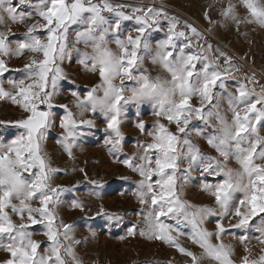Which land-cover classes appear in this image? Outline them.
<instances>
[{
  "label": "snow or ice",
  "instance_id": "snow-or-ice-1",
  "mask_svg": "<svg viewBox=\"0 0 264 264\" xmlns=\"http://www.w3.org/2000/svg\"><path fill=\"white\" fill-rule=\"evenodd\" d=\"M25 4L32 6L33 11L20 10ZM239 7L244 8V15L238 12ZM128 8L130 13L125 11ZM105 13L114 18L109 19ZM221 15L235 24L237 32L243 24L264 27V0H228ZM32 16L39 19L26 25L24 38L16 41L15 47L11 39L15 33L10 28L0 30V100L10 101L25 114L18 121H0L5 127L23 130L9 142L0 141V251L7 254L0 264H84L75 251L81 242L71 235L75 226L59 220L57 215L65 195L79 192L82 185L55 184L54 178L63 171L52 167L42 147L49 128L55 126L53 108L57 105L53 100L60 82L72 83L60 65L81 43L90 47L91 52L81 53L78 62L86 70L98 72L100 83L83 97L75 90L71 95L81 114H103L107 133L104 143L110 153L122 150L120 125L128 104L150 102L157 117L152 130L147 132L151 142L138 143L136 153L118 161L140 176L134 193L141 205L138 214L146 225L140 235L175 248L189 258L187 264H202L205 258L214 264H235L234 248L223 240L229 229L222 221L231 217L234 222L229 228L243 232L236 237L244 245L240 264H264L262 78L252 71L251 75H244V82L234 92H228V81L241 71L235 58L219 47L214 49L193 24L184 21L180 30L181 21L164 8L113 4L111 0H38L34 5L32 0H0V25L23 23ZM133 20L136 35L122 38V23ZM165 21L166 37L153 50L149 37L153 31L161 30ZM73 25L82 27L70 44L69 30ZM40 33L45 35L44 39ZM112 42L115 50L108 46ZM24 52L32 55L22 69L15 70L23 76L19 80L8 79L6 89L4 77L11 69L5 57ZM145 55H150L151 62L159 65L170 79L152 78L144 72L136 75ZM125 80L134 81L136 86L128 88ZM224 100L230 119L221 108ZM58 106L65 115L60 121L63 131L57 144L73 158L72 147L85 134L84 129L94 124L91 120L77 121L68 105ZM136 127L141 133L147 130L142 121ZM193 135L206 139L217 155L203 153L193 142ZM230 160H235L239 167H229ZM194 170L201 175L222 177L218 183L202 184L201 190L214 200L212 206L193 205L183 198L184 185ZM79 171L84 174L87 195L101 198L105 184L91 179L84 168ZM236 193H242L238 203ZM34 202L38 207L33 206ZM71 207L84 211V203L76 197L71 200ZM13 215L19 220L14 221ZM96 216L106 218L110 226L123 222L121 214L109 213L103 206ZM209 217H218L214 232L204 227ZM257 219L258 224L254 223ZM37 225L42 226L48 241L43 254L39 252L41 243L32 238L30 230ZM254 227L259 232L255 237L260 245L258 256L248 246L251 240L247 233ZM126 235L135 236L136 226L129 227ZM182 235L199 246V255L179 243ZM213 237L216 243L212 242Z\"/></svg>",
  "mask_w": 264,
  "mask_h": 264
},
{
  "label": "rangeland",
  "instance_id": "rangeland-1",
  "mask_svg": "<svg viewBox=\"0 0 264 264\" xmlns=\"http://www.w3.org/2000/svg\"><path fill=\"white\" fill-rule=\"evenodd\" d=\"M37 2L38 0H32L33 5ZM111 2L133 7L155 6L164 8L169 14L176 16L181 21L180 30H183L184 21L197 27L198 30L204 33L205 38L213 45L214 49L219 47L230 56H233L235 58L234 62L241 66V71L235 72L228 81V92H234L237 85L244 82V75H251L252 71H255L257 76L262 78L261 83H264V27L257 23L243 24L237 32L235 24L221 15V11L226 7L228 0H111ZM233 2H236V0H233ZM20 10L31 12L33 7L25 4ZM125 11L130 13L131 9L128 8ZM205 12H207L208 19H205ZM238 12L241 15L245 14L243 7H239ZM104 15L109 19L114 18L110 13ZM38 19L37 16H32L30 19L26 18L23 23L8 22L6 25H0V30L10 28L11 33H15V36H11L12 46L15 47V42L24 38L26 25H30ZM209 20L212 23H209ZM81 27L73 25L70 28V44L74 43L75 32L80 30ZM134 27V20L124 21L122 23V38H126L128 35L135 36ZM166 33L167 22L165 21L161 30L153 31L149 37L150 46L153 50L160 41L165 39ZM40 36L41 39L45 38L43 33H40ZM108 46L113 50L116 49L114 42ZM193 50L196 49L193 48ZM84 51L91 52V48H85L82 43L75 45L71 55L60 65L72 83H69L68 80L60 82L57 95L53 100L54 104L57 105L53 108L55 126L49 128L45 139L42 141V147L49 157L52 167L63 171V174L54 178V183L67 187H71L77 182L82 185L79 192L65 195L63 205L57 209L58 218L64 223L75 226L71 235L75 241L81 242L75 246V251L77 256L84 261V264H169V262L171 264H187L189 258L178 253L175 248L159 241L148 240L140 235V231L146 228L143 216L138 214L141 211V205L134 194L140 176L123 163L118 162L136 153L138 143L147 144L151 142V137L147 135V132L152 130V126L157 120V117L153 115V105L150 102H144L140 105L130 103L126 106L125 115L120 125L123 135L122 150L117 153H110L104 143L107 133L105 132L106 122L103 114L99 111H83L81 114V110L75 107L74 98L71 95V91L75 90L83 97L88 90L100 83L98 72L88 71L79 64L80 54ZM31 55V53L24 52L20 56L5 57L7 66L11 69L4 77V87L6 89L9 88L8 79L19 80L22 78L23 73L15 70L22 69ZM140 72H144L152 78L159 76L162 79H170L159 65L151 62L150 55H145L143 64L135 74L139 75ZM116 83H119V80ZM125 85L128 88L136 86L134 81L128 80H125ZM99 94L102 95V93ZM58 105H68L69 110L76 114L77 121L80 119L91 120L94 124L92 128L84 129L85 134L79 137L72 147L73 158H69L64 149L57 144V139L63 131L60 128V121L65 115L64 109ZM221 108L223 114L230 119L231 113L227 111L226 100L221 102ZM24 115L23 110L10 101L0 100V121L14 122L23 119ZM138 121L145 124L147 130L144 133H141L139 128L136 127ZM161 122L167 124L165 120H161ZM171 128L173 131L175 130L174 125ZM21 131L23 130L5 127L0 124V141L9 142ZM208 131H211V129H208ZM260 135L264 136V129L260 131ZM192 140L206 155H217L203 137L193 135ZM228 166L231 168L239 167L235 160H230ZM80 168H84L91 179L100 180L105 184L101 198L97 199L87 195L83 186L84 174L79 171ZM220 179L222 177L201 175L199 170H194L191 179L184 185L183 198L193 205L212 206L214 200L208 193L201 190L202 184L218 183ZM73 197L82 200L84 203L83 212L71 207ZM235 197L238 203L239 199L242 198V193H236ZM33 206L38 207V203L34 202ZM101 206L109 213L121 214L123 222L119 226H110L106 218L96 216ZM12 218L14 221L19 220L15 215ZM217 219L218 217H209L204 227L208 231L214 232ZM233 222L234 218L231 217L222 221L225 228L229 229L223 240L226 244L233 246L232 259L235 264H240V257L245 254L244 245L240 244L236 237L243 234V232L240 229H230L229 225ZM258 222V219L254 221L256 224ZM133 225L136 226V235L127 236L128 228ZM30 230L33 232L32 238L41 243L39 252L43 254L48 246V241L43 234L42 226H33ZM185 231H188V229H185ZM93 232L95 233L94 236L92 235ZM247 235L251 240L248 246L252 249L254 256H258L260 245L255 237L259 235V232L254 227ZM178 239L182 246L198 255L202 251L186 235H182ZM212 242L216 243L215 237L212 238ZM6 256L5 252L0 251V262ZM202 264H214V262L205 258Z\"/></svg>",
  "mask_w": 264,
  "mask_h": 264
},
{
  "label": "water",
  "instance_id": "water-1",
  "mask_svg": "<svg viewBox=\"0 0 264 264\" xmlns=\"http://www.w3.org/2000/svg\"><path fill=\"white\" fill-rule=\"evenodd\" d=\"M9 128H16V127H12V126H8Z\"/></svg>",
  "mask_w": 264,
  "mask_h": 264
}]
</instances>
